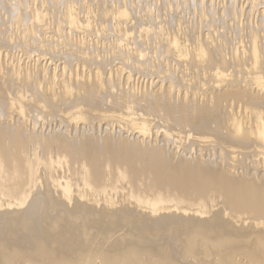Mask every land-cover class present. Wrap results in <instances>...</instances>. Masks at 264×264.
I'll return each mask as SVG.
<instances>
[{
  "label": "bare ground",
  "instance_id": "6f19581e",
  "mask_svg": "<svg viewBox=\"0 0 264 264\" xmlns=\"http://www.w3.org/2000/svg\"><path fill=\"white\" fill-rule=\"evenodd\" d=\"M0 264H264V0H0Z\"/></svg>",
  "mask_w": 264,
  "mask_h": 264
}]
</instances>
